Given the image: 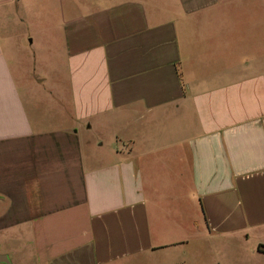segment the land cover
I'll use <instances>...</instances> for the list:
<instances>
[{
    "label": "crops",
    "instance_id": "1",
    "mask_svg": "<svg viewBox=\"0 0 264 264\" xmlns=\"http://www.w3.org/2000/svg\"><path fill=\"white\" fill-rule=\"evenodd\" d=\"M253 2L0 0V264H264Z\"/></svg>",
    "mask_w": 264,
    "mask_h": 264
},
{
    "label": "rangeland",
    "instance_id": "2",
    "mask_svg": "<svg viewBox=\"0 0 264 264\" xmlns=\"http://www.w3.org/2000/svg\"><path fill=\"white\" fill-rule=\"evenodd\" d=\"M31 1H33V0H31ZM253 1H254L253 4H260L263 2V0H253ZM33 8H34L33 4H31L30 7L26 8L29 14H35L33 11ZM253 16H254V20L251 19L249 21V23H247L248 28H249V32L254 37V44L252 46H250L249 49H251V51H253L255 53H257V52L260 53V52H264V50H263V48L259 49L257 40L259 39L260 36L264 39V35H263V33H264L263 32L264 31V14L262 13V11L258 12L256 10V13L254 12ZM32 19L35 21H39L40 18H38L36 16L35 18L32 17ZM57 20H58V18H57ZM259 30L261 32H259ZM26 35H27V32L25 30H22L20 32V34L17 36V39L19 40V42L17 41L18 46H15V47L13 46V51H14L15 56H17V54L20 55L21 57H24V58H28V56H30L32 48H30L28 46L29 45L28 41L30 39L27 40ZM25 40H27L28 44L26 43ZM20 41H24V44L19 45Z\"/></svg>",
    "mask_w": 264,
    "mask_h": 264
}]
</instances>
